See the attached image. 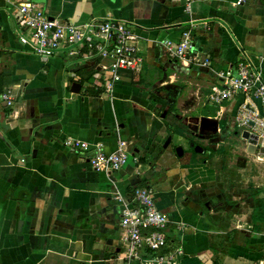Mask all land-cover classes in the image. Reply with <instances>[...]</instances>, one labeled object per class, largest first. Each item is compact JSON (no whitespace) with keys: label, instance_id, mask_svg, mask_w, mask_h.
<instances>
[{"label":"crops","instance_id":"1","mask_svg":"<svg viewBox=\"0 0 264 264\" xmlns=\"http://www.w3.org/2000/svg\"><path fill=\"white\" fill-rule=\"evenodd\" d=\"M42 4L51 19L75 24L124 21L142 61L108 93L111 57L64 51L42 60L16 9L0 0V264H143L144 251L129 257L121 226L142 184L154 189L182 264H264V160L248 150L251 129L236 119L245 103L264 116V101L210 99L219 73L243 51L264 73V0ZM189 27L193 53L171 59L164 41H179ZM7 88L11 110L1 100ZM68 137L108 152L124 141L127 162L94 170L65 146Z\"/></svg>","mask_w":264,"mask_h":264},{"label":"built area","instance_id":"2","mask_svg":"<svg viewBox=\"0 0 264 264\" xmlns=\"http://www.w3.org/2000/svg\"><path fill=\"white\" fill-rule=\"evenodd\" d=\"M191 2L193 0H187ZM16 9L19 24L30 36L34 52L48 60L50 57L67 51L72 55L108 56L113 64L107 69L104 86L108 93L114 83L121 79L122 70H135L142 58L135 53L128 42L136 40L138 35L130 25L116 18H93L82 24L51 19L39 0H9ZM192 27L187 28L179 41H164V47L171 59H186L192 54ZM219 86L210 93L212 102L221 105L224 101L243 94L247 98L264 101V73L259 62L245 51L230 69L219 73ZM4 106L11 110L15 106L12 90L5 89L1 94ZM239 126L251 129V133L264 135V116L242 105L237 116ZM254 123L253 125L251 123ZM70 149L78 150L87 156L94 170L111 173L124 167L128 159L126 143L119 141L117 148L106 151L102 142H89L68 137L64 142ZM134 206L124 210L121 226L124 239L128 244L129 257L146 254L143 264H182L184 251L181 246L171 247L167 234L168 219L156 202L154 189L150 185L137 186L133 190ZM151 229V230H149ZM171 247L170 251L159 254L157 251Z\"/></svg>","mask_w":264,"mask_h":264},{"label":"water","instance_id":"3","mask_svg":"<svg viewBox=\"0 0 264 264\" xmlns=\"http://www.w3.org/2000/svg\"><path fill=\"white\" fill-rule=\"evenodd\" d=\"M42 3H45L46 0H39ZM72 90L76 93H79L81 91V83L79 82H74L72 86ZM252 125L254 124L253 122L251 123ZM244 138L249 140V146L248 150L252 153H256L258 156V159L264 160V135H258L255 133L250 134L249 132L244 133ZM172 140V136H168L164 147H167ZM176 152L179 155H182L183 153V148L181 146H178L176 148Z\"/></svg>","mask_w":264,"mask_h":264},{"label":"trees","instance_id":"4","mask_svg":"<svg viewBox=\"0 0 264 264\" xmlns=\"http://www.w3.org/2000/svg\"><path fill=\"white\" fill-rule=\"evenodd\" d=\"M98 93H99V92H98ZM143 185H147V184H142V185H139V186H143ZM149 230H151V229H149ZM169 243H170V241H169ZM170 249H171V247L163 248V249L157 251V253H159V254H163V253H166V252L170 251ZM184 262H185V264H186V261H184ZM215 264H221V263H220V262H216Z\"/></svg>","mask_w":264,"mask_h":264}]
</instances>
